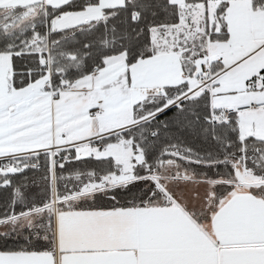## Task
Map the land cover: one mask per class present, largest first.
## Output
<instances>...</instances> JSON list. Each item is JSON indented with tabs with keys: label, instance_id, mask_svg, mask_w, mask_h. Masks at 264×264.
<instances>
[{
	"label": "snow or ice",
	"instance_id": "6c2138e0",
	"mask_svg": "<svg viewBox=\"0 0 264 264\" xmlns=\"http://www.w3.org/2000/svg\"><path fill=\"white\" fill-rule=\"evenodd\" d=\"M0 264H264V0H0Z\"/></svg>",
	"mask_w": 264,
	"mask_h": 264
}]
</instances>
